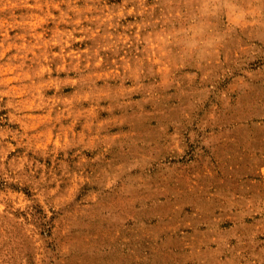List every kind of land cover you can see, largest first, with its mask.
<instances>
[{
  "label": "rangeland",
  "instance_id": "1",
  "mask_svg": "<svg viewBox=\"0 0 264 264\" xmlns=\"http://www.w3.org/2000/svg\"><path fill=\"white\" fill-rule=\"evenodd\" d=\"M0 264H264V0H0Z\"/></svg>",
  "mask_w": 264,
  "mask_h": 264
}]
</instances>
